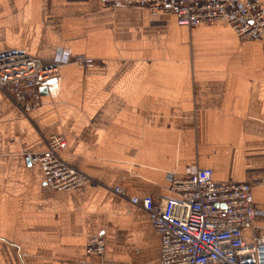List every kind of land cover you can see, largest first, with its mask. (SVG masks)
Instances as JSON below:
<instances>
[{
    "label": "crops",
    "instance_id": "crops-1",
    "mask_svg": "<svg viewBox=\"0 0 264 264\" xmlns=\"http://www.w3.org/2000/svg\"><path fill=\"white\" fill-rule=\"evenodd\" d=\"M65 51L100 64H62L28 116L0 90V264H160L146 211L110 189L47 184L25 156L45 150L42 135H64L69 164L129 196L169 197L196 168L264 178V33L242 41L223 22L102 0H0V54ZM253 196L264 235V185ZM101 234L104 253L88 252Z\"/></svg>",
    "mask_w": 264,
    "mask_h": 264
},
{
    "label": "built area",
    "instance_id": "built-area-1",
    "mask_svg": "<svg viewBox=\"0 0 264 264\" xmlns=\"http://www.w3.org/2000/svg\"><path fill=\"white\" fill-rule=\"evenodd\" d=\"M112 7L145 6L174 13L177 23L197 26L223 22L242 41L255 40L264 33L262 0H102ZM77 61L100 64V60L63 52L51 61L25 52L0 54V90L23 114L39 104L38 89L55 79L62 64ZM45 150L26 152V158L39 164L47 184L62 191L84 186L110 189L131 204L146 211L161 238L160 264H264V235L255 229L254 185L219 183L211 168H196L183 178H173L171 195L129 196L121 186H108L69 164L62 156L67 147L64 135H42ZM250 229L247 241L243 231ZM87 250L102 255L105 238L89 239Z\"/></svg>",
    "mask_w": 264,
    "mask_h": 264
},
{
    "label": "water",
    "instance_id": "water-1",
    "mask_svg": "<svg viewBox=\"0 0 264 264\" xmlns=\"http://www.w3.org/2000/svg\"><path fill=\"white\" fill-rule=\"evenodd\" d=\"M52 81H54V80H51L47 84L43 85V88L47 87V85L50 84Z\"/></svg>",
    "mask_w": 264,
    "mask_h": 264
},
{
    "label": "rangeland",
    "instance_id": "rangeland-1",
    "mask_svg": "<svg viewBox=\"0 0 264 264\" xmlns=\"http://www.w3.org/2000/svg\"><path fill=\"white\" fill-rule=\"evenodd\" d=\"M84 172V171H83ZM86 173V172H85ZM92 177V176H91ZM96 179V178H95ZM98 180V179H97Z\"/></svg>",
    "mask_w": 264,
    "mask_h": 264
}]
</instances>
